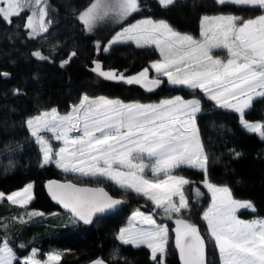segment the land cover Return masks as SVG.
Returning <instances> with one entry per match:
<instances>
[{
	"label": "snow or ice",
	"instance_id": "snow-or-ice-1",
	"mask_svg": "<svg viewBox=\"0 0 264 264\" xmlns=\"http://www.w3.org/2000/svg\"><path fill=\"white\" fill-rule=\"evenodd\" d=\"M156 2L164 10L176 4V0ZM214 3L259 9L261 14L247 19L234 14L204 15L200 19V39L180 33L164 19L144 18L122 27L107 45L97 41L95 48L108 53L111 47L128 42L137 47L154 46L159 60L131 76L115 69L105 70L98 60H93L89 69L104 80L139 85L148 92L157 89L166 77L168 85L191 90L193 98L177 95L158 104H142L82 94L65 114L52 107L24 121L28 135L39 148L41 167L55 164L66 174L89 178L97 185L110 182L123 193H134L151 203L153 207L147 214L139 208L133 211L116 240L122 245L147 247L155 264H165L170 231L175 233L181 264H207L209 242L218 251L220 264H264V219H239L237 210L254 211V205L233 199L227 186H216L208 178L209 155L196 124L202 102L195 95L198 90L216 107L238 114L242 129L264 141V122L245 118L255 102L264 99V0ZM141 8L140 0H90L75 19L91 33L99 21H126ZM52 11L55 9L49 0H0V23L11 25L13 18L27 13L22 27L28 39L36 40L50 31ZM214 49L226 50V59L214 56ZM29 55L37 62L51 60V53L45 55L39 48ZM76 56L72 51L60 66ZM150 70L155 72L152 78ZM9 77V73H0V78ZM22 94L19 86L12 90L13 96ZM52 141L61 146L54 149ZM231 154L234 159L241 155L235 151ZM182 166L201 170L203 184L212 194V203L201 217L207 224V239L184 216L190 210L184 188L192 182L177 174ZM146 170H150L151 178ZM46 187L51 198L70 214L72 223L91 224L96 214L125 203L123 197L114 198L102 186L49 181ZM32 189L33 184L28 183L10 194L0 192V200L26 207L33 199ZM195 196H200L199 188ZM38 215L43 213L25 212L13 217L12 222L26 224ZM156 216H160V222ZM164 221H172L176 227L170 229ZM9 226L0 218V231L5 232L0 237V264H59L61 254L49 252L45 260H40L36 248L26 256H18L7 235ZM18 247L24 249L26 245ZM112 258L116 259L115 253ZM90 264L106 262L97 258Z\"/></svg>",
	"mask_w": 264,
	"mask_h": 264
},
{
	"label": "trees",
	"instance_id": "trees-1",
	"mask_svg": "<svg viewBox=\"0 0 264 264\" xmlns=\"http://www.w3.org/2000/svg\"><path fill=\"white\" fill-rule=\"evenodd\" d=\"M49 3L55 9L50 13L53 24L47 34L36 40L28 39L22 27L27 13L20 18H13L11 25L0 23V48L18 46L26 59L21 72L0 79V192L9 194L28 183L34 186V199L26 207L0 202V218L12 223L8 233L26 245L22 250L16 248L20 256L38 247L41 253L61 251L59 264H87L97 258H102L108 264H155L150 260L147 248H133L116 240L128 215L129 201L117 213L99 218L91 225L69 222L70 214L56 205L45 190L47 180H62L59 172L52 166H40L39 148L28 135L24 121L52 107L65 113L72 104L78 102L82 94L120 98L124 101H156L171 95L193 96V93L187 94L185 90H171L164 86L146 96L136 85L97 77L89 70L93 60H98L105 70L131 73L138 66L154 60L156 54L150 49L122 45L113 46L108 53L102 49L97 51V34L94 31L85 32L75 19V15L87 7L90 0H77L79 8L74 12L61 8L52 0ZM145 3L153 9L152 15L164 18L178 31L193 35L198 33L201 16L233 12L232 7L218 6L213 0H178L167 10L155 2ZM101 21V31L103 28L110 30L103 41L106 42L119 28V23L111 18ZM38 48L45 55L51 53L50 62H37L30 58V52ZM72 51L77 56L61 67L62 60ZM34 76L37 79H33ZM17 86L23 94L13 96L12 90ZM198 98L202 102V111L196 121L200 140L209 155L210 182L227 186L234 198L250 201L254 205V212H241L240 217L264 218V141L256 134L244 131L237 114L216 107L201 95ZM245 118L250 122H264V99L255 102ZM233 151L241 154L238 159L233 158ZM9 164L11 168H8ZM179 174L195 183L204 180L202 172L190 168H180ZM193 186L201 188L194 184L187 188L190 190ZM206 197L201 200L203 207L189 217L196 225L202 226L201 214L207 202ZM191 202L190 207L193 209L195 204ZM26 210H38L50 217L46 220L36 218L26 224L12 222L13 217L21 216ZM52 213L57 214L51 216ZM4 235L5 232L0 231V237ZM114 253L116 259L112 258ZM207 255V264H219L213 244L208 245ZM165 264H181L173 245H168Z\"/></svg>",
	"mask_w": 264,
	"mask_h": 264
},
{
	"label": "rangeland",
	"instance_id": "rangeland-1",
	"mask_svg": "<svg viewBox=\"0 0 264 264\" xmlns=\"http://www.w3.org/2000/svg\"><path fill=\"white\" fill-rule=\"evenodd\" d=\"M55 4H57L58 6H60L61 8L65 9V10H69V11H76L79 7L77 5V0H52ZM143 0H140L141 2V5H142V8H141V11L138 12V13H135L133 14L131 17H129L126 21H123V22H119V25H118V29H116L113 34L111 35V37L108 39V41L115 35V33L119 32L122 30V27H126L132 23H135L141 19H144V18H152L154 20H160V19H164L162 17H155L154 15H152L154 12H153V9L150 8V5H147L145 2H155L156 5L157 2L156 0H145V2ZM178 1V0H176ZM214 2V0H213ZM145 3V4H144ZM216 4V3H215ZM218 5V4H216ZM220 6V5H218ZM229 7H232V13H228V14H234V15H237V16H240L242 18H251V17H254L256 15H259L261 14L260 13V10L259 9H251V8H247V7H240V6H233V5H227ZM161 8V7H160ZM153 12V13H152ZM148 13V15H147ZM150 13V15H149ZM152 13V14H151ZM215 15H220V14H215ZM208 16H213V15H208ZM202 17V16H201ZM200 17V19H201ZM200 19L198 21L199 23V28H198V33L193 35V34H190V33H186V32H181L179 31L180 33H184V34H188V35H191L193 36L195 39H200V31H201V26H200ZM165 20V19H164ZM166 21V20H165ZM99 22H102V21H99ZM97 23L96 27L94 28V32L97 34V41H99L101 44L103 43V45H107V42H103L106 38H107V35L109 33L110 30H106L103 28V30L101 31V27L99 26L100 23ZM167 22V21H166ZM111 29V28H110ZM178 31V30H177ZM96 41V42H97ZM117 45H122V46H132L133 48H142V49H150V50H153L154 53L156 54V58L152 61H149L146 65H141V66H138L134 71H132L131 73L129 72H124L126 75L128 76H131V75H135L137 74L138 72H140L141 70H143L144 68L148 67L150 68V64L153 62V61H157L160 59V55H159V51L154 47V46H145V47H137L135 45V43H132V42H128V43H122V44H117ZM112 48V47H111ZM105 53V52H104ZM213 55L218 57V58H221V59H226L227 57V52L226 50L224 49H214L213 50ZM25 56L24 54L21 52V50L19 49L18 46H11L9 48H5V49H2L0 48V73H9L10 75H13V74H16V73H19L23 70L24 68V64H25ZM155 76V72L153 70H150L149 72V78H152ZM2 79V78H0ZM164 80V82L160 85V87H168V89H171V90H185L187 91L189 94L191 92V90L189 89H186V88H180V87H173V86H170L167 84L166 82V77L165 78H162ZM135 85V84H133ZM138 86L144 93H146V96H148L151 92H148V91H145L143 90L139 85H136ZM196 97L198 98L199 95L203 96L202 93H199L198 90H197V93L195 94ZM177 95H171V96H167V97H162L156 101H147V100H144V101H139V100H133V101H124L120 98H108V99H113V100H120L121 102L123 103H142V104H158L161 100H164V99H170V98H173ZM181 97H183L184 99H190V98H193V96H182V95H179ZM97 97H100V96H97ZM105 97V96H103ZM204 97V96H203ZM206 98V97H204ZM207 99V98H206ZM212 102V101H211ZM214 104V102H212ZM71 109V107H70ZM69 109V111H70ZM68 112V111H67ZM65 112V113H67ZM65 113H61V114H65ZM250 122V121H249ZM196 124H197V121H196ZM198 128V126H197ZM246 131V130H244ZM247 132V131H246ZM257 135V134H256ZM258 136V135H257ZM200 137V135H199ZM52 144L54 146V149H58L61 145L59 142H56V141H52ZM45 166H52L54 167L55 169L58 170L59 172V177L62 179V180H69V181H72L74 183H78V184H87V185H90V186H102L104 187L106 190H109L115 198H121L123 197L126 201H129L130 205H128L130 207V209H128V215L126 217V220H125V223L121 226V227H124L128 224V221H129V217L131 216V214L133 213V211H135L136 209H140L141 211L145 212L146 214L149 213L152 209V205L150 202H146L145 199L141 198V197H138L136 196L134 193H123L122 191L118 190L114 185H112L110 182H103L99 185H97V183L94 181V180H90L89 178H86V177H78L76 175H73V174H66L64 173L63 171H61L60 169H58L55 164H50V165H45ZM181 168H189L187 166H182ZM190 169H193V170H196V171H200L202 172L201 170H198V169H195V168H190ZM179 170H176L177 174H179ZM203 173V172H202ZM146 175L151 178V172L150 170H146ZM180 175V174H179ZM204 175V174H203ZM190 181V180H189ZM197 185V186H200L201 188H199V191H200V196L197 198L195 196V190L198 188V187H194L193 188H190V190L187 188L189 185ZM27 185V184H26ZM189 185H186L185 188H184V192H185V196L186 198L188 199L189 203L190 201H192L195 206L193 207V209L190 207V210L189 212L185 213L184 216L185 218H188L190 219L189 217L190 216H193V212H197L199 211L202 207H203V203H202V198H204L205 196H207V202H206V205L205 207L203 208L202 210V214H201V217L203 215V212L205 210L208 209V207L211 205L212 203V194L208 191V189L204 186L203 184V181L202 182H198V183H195V182H192L190 183ZM216 185V184H214ZM25 186V185H24ZM23 186V187H24ZM216 186H223V185H216ZM22 187V188H23ZM21 188V189H22ZM20 190V189H18ZM34 186H33V189H32V196H33V199H34ZM230 190V189H229ZM17 191V190H15ZM231 192V191H230ZM10 194V193H9ZM232 195V193H231ZM191 197V199H190ZM193 198V199H192ZM232 198L235 199V200H238V201H245V200H239V199H236L233 197L232 195ZM32 199V200H33ZM32 200L30 201V203L32 202ZM2 201H6L7 203H9L7 200H0V202ZM191 202V203H192ZM29 203V204H30ZM10 204V203H9ZM28 204V205H29ZM135 204V205H133ZM27 205V206H28ZM245 211H248V212H254L253 210L251 209H239L237 210V217L241 220H245V221H251V220H257V219H264V218H261V217H250V218H245V217H240V213L241 212H245ZM25 212H38V213H42L41 211H36V210H26L22 213V215L25 213ZM57 213H52L51 216H55ZM48 217H50V215H38V216H35L32 220L34 219H40V220H46ZM69 218V217H68ZM157 219L158 222H160V216H156L155 217ZM29 221L30 223L32 222ZM202 220V218H201ZM190 221L192 222V220L190 219ZM69 222H71L70 218H69ZM165 223L168 224L169 228L170 229H173L176 227V225L174 224V222L172 221H164ZM202 226L201 225H197L198 228L200 229L202 235L205 236V238L207 239V224L205 221L202 220ZM72 224H75V223H72ZM77 224V223H76ZM10 226H12V223L10 222L9 224ZM120 227V228H121ZM8 229H7V235L10 239V243L11 244H14V250L16 251L17 253V250L16 248H18V245L21 244L20 242H18L17 240H15L13 237H12V234L9 232L8 233ZM169 245H173L174 249L176 252H178L175 248V233L174 232H171L170 231V242H169ZM208 245H212L211 242H209L207 244V247ZM131 247H133L132 245H130ZM140 247H144V248H147L145 246H140ZM207 247H206V250H207ZM214 247V245H213ZM33 248H36L38 249V259L40 260H45L46 259V254L49 253V252H53V253H59L61 254V258H62V252L61 251H57V250H53V251H49V252H45V253H41L42 250L38 247H33ZM133 248H137V247H133ZM139 248V247H138ZM20 249V248H19ZM32 249V248H31ZM31 249H29L27 251V253L23 254V255H18L20 257H23V256H26L30 253ZM148 249V248H147ZM22 250V249H20ZM149 250V249H148ZM150 252V250H149ZM217 254H218V258H219V253L217 251ZM207 255V254H206ZM208 256V255H207ZM151 261H153L151 258H150ZM61 261V260H60ZM154 262V261H153ZM213 263V261H211ZM60 263V262H59ZM219 264H220V258H219Z\"/></svg>",
	"mask_w": 264,
	"mask_h": 264
},
{
	"label": "water",
	"instance_id": "water-1",
	"mask_svg": "<svg viewBox=\"0 0 264 264\" xmlns=\"http://www.w3.org/2000/svg\"><path fill=\"white\" fill-rule=\"evenodd\" d=\"M142 88V87H141ZM160 88V86L157 88V89H155L154 91H152L151 93H154V92H156L158 89ZM143 89V88H142ZM144 90V89H143ZM49 181H58V182H60V183H64V182H66V181H64V180H59V179H49V180H47L46 182H45V190H46V192H47V194H48V196L50 197V199L56 204V205H58L60 208H62L63 210H65L61 205H59L56 201H54L52 198H51V196L49 195V192H48V188L46 187V185H47V183L49 182ZM78 185H80V186H88V187H96V186H90V185H84V184H78ZM106 190V189H105ZM107 191V190H106ZM110 194V193H109ZM111 195V194H110ZM115 198V197H114ZM128 204V202L125 200V203H123L122 205H120L118 208H116V209H113V210H110V211H106V212H104V213H99V214H96V216L94 217V219H93V222H95L96 220H98L99 218H102V217H105V216H107V215H112V214H115V213H117L119 210H121L123 207H125L126 205ZM66 212H67V210H65ZM92 222V223H93ZM81 224H83V222H80ZM91 223V224H92ZM91 224H88V225H91ZM83 225H85V224H83ZM178 253V252H177ZM178 257H179V253H178ZM179 260H180V257H179ZM207 260V259H206ZM180 263H181V261H180ZM87 264H90V263H87ZM106 264H108L107 262H106Z\"/></svg>",
	"mask_w": 264,
	"mask_h": 264
}]
</instances>
